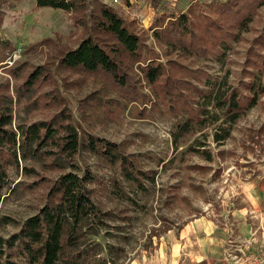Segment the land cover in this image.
Masks as SVG:
<instances>
[{"label": "rangeland", "instance_id": "rangeland-1", "mask_svg": "<svg viewBox=\"0 0 264 264\" xmlns=\"http://www.w3.org/2000/svg\"><path fill=\"white\" fill-rule=\"evenodd\" d=\"M173 1L86 0L84 20L92 24L91 14L103 2L143 37L147 58L164 63L175 59L189 69L206 70L213 79L229 71L230 82L247 92L244 82L257 72L252 60L264 55V3L255 10L249 29L219 61L211 54L208 58L179 55L156 38L155 26L162 15L177 16L189 12L196 2H206ZM149 8L151 13L145 16ZM81 15L39 7L36 0H0V94L10 102L12 127L17 130L41 120L58 128L71 124L82 140L92 133L117 142L148 175L139 173L142 185L137 186L119 164H107L85 143L74 157L61 154L53 143L28 146L23 155L19 140L2 157L6 175L0 234L9 237L38 213L61 174H83L90 168L92 196L104 211L105 225L95 237L100 245H93L89 258L77 264H103V258L105 264L259 262L264 256V95L233 124L221 145L209 137L211 161L188 149L195 136L184 137L175 147L171 132L178 118L161 103L154 104L152 88L137 64L133 77L140 80L143 97L130 102L117 101L119 95L101 79L59 65L60 57L90 33L76 20ZM37 67L48 71L49 77L27 84ZM260 76L264 82V73ZM62 134L63 130L56 136ZM154 229L159 235L151 237ZM106 244L113 246L112 252ZM11 252L15 260H25L17 247Z\"/></svg>", "mask_w": 264, "mask_h": 264}, {"label": "trees", "instance_id": "trees-1", "mask_svg": "<svg viewBox=\"0 0 264 264\" xmlns=\"http://www.w3.org/2000/svg\"><path fill=\"white\" fill-rule=\"evenodd\" d=\"M36 3L39 7L83 14L76 20L83 22L84 29L90 33L77 48L67 50L60 57L61 67L101 79L105 87L119 95L117 101L126 99L130 102L143 97L138 90L140 80L133 77L137 64L152 88L154 104L161 103L178 118L171 132L175 147L184 137L195 136L188 149L205 154L208 161L213 158L208 148L209 137L216 145H221L230 137L233 124L264 95V82L260 76L264 73V55L256 54L257 59L253 58L257 72L250 81L244 82L247 90L244 92L230 82L229 71L221 78L213 79L206 70L189 69L175 59L164 63L158 58H147L143 52V37L129 27L119 12L103 2H99L95 13L91 14L92 24H86L84 20L88 9L86 0H36ZM263 3L264 0L196 2L189 12L177 16L162 15L155 26V35L179 55L208 58L211 54L216 60L224 61L232 42L239 41L249 29L255 10ZM197 8L201 9L200 13L195 10ZM45 71L37 67L27 84L48 78V71ZM7 101L0 94V200L6 175L3 153L7 147L16 146L19 140L18 148L23 155L28 146L37 143L43 147L53 143L61 154L74 157L85 143L89 152L107 164H119L125 177L137 186L142 185L139 173L148 175L117 142L92 133L82 140L71 124L58 128L52 122L41 120L14 129L12 108ZM212 125L216 126L208 131ZM62 130L63 134L58 138L56 134ZM14 156L17 158L16 150ZM92 182L90 168L83 174L65 172L54 180L41 210L28 217L9 237L0 234V264H77L80 259L86 261L91 247L100 245L95 237L101 234L105 225L104 211L92 196ZM153 235H159L156 229L151 237ZM106 245L112 252L113 246ZM15 247L21 250L24 261L13 258L11 251ZM101 260L103 264L107 263L105 258Z\"/></svg>", "mask_w": 264, "mask_h": 264}, {"label": "built area", "instance_id": "built-area-1", "mask_svg": "<svg viewBox=\"0 0 264 264\" xmlns=\"http://www.w3.org/2000/svg\"><path fill=\"white\" fill-rule=\"evenodd\" d=\"M111 1H113L115 3H118L119 2V0H111ZM256 264H264V256L261 257L260 260H259V262H257Z\"/></svg>", "mask_w": 264, "mask_h": 264}, {"label": "crops", "instance_id": "crops-1", "mask_svg": "<svg viewBox=\"0 0 264 264\" xmlns=\"http://www.w3.org/2000/svg\"><path fill=\"white\" fill-rule=\"evenodd\" d=\"M168 1H173V0H167V2H168ZM172 4H176V2L173 1ZM150 13H151V8H149V10H145V14H144V15L147 16L146 14L149 15Z\"/></svg>", "mask_w": 264, "mask_h": 264}]
</instances>
